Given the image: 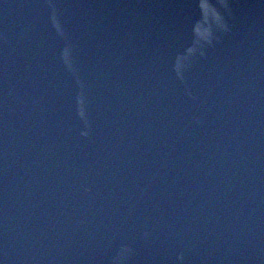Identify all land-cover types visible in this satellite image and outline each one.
I'll use <instances>...</instances> for the list:
<instances>
[{"label": "water", "instance_id": "95a60500", "mask_svg": "<svg viewBox=\"0 0 264 264\" xmlns=\"http://www.w3.org/2000/svg\"><path fill=\"white\" fill-rule=\"evenodd\" d=\"M0 264H264V0H0Z\"/></svg>", "mask_w": 264, "mask_h": 264}]
</instances>
